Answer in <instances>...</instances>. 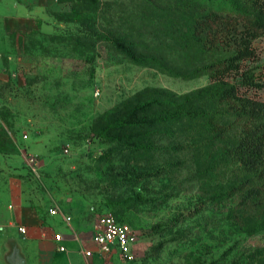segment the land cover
<instances>
[{
	"label": "rangeland",
	"instance_id": "rangeland-1",
	"mask_svg": "<svg viewBox=\"0 0 264 264\" xmlns=\"http://www.w3.org/2000/svg\"><path fill=\"white\" fill-rule=\"evenodd\" d=\"M234 6L251 9L249 0H70L58 32L16 34L0 51V150L26 164L34 207H69L93 225L109 212L138 229L132 256L114 264H264V178L229 151L254 124L208 100L209 75L184 77L228 55L192 41L193 17ZM253 48L242 69L261 87L240 92L264 101V35ZM245 180L262 193L226 197Z\"/></svg>",
	"mask_w": 264,
	"mask_h": 264
},
{
	"label": "crops",
	"instance_id": "crops-1",
	"mask_svg": "<svg viewBox=\"0 0 264 264\" xmlns=\"http://www.w3.org/2000/svg\"><path fill=\"white\" fill-rule=\"evenodd\" d=\"M70 0H0V51L16 34L58 32L64 27L58 11ZM0 53V67H2ZM28 168L17 154L0 150V264H114L119 256L103 254L90 238L92 222L80 219L69 207L49 213L37 208L26 189ZM71 214L67 222L65 215ZM24 227L25 231L20 228ZM64 239L58 242L56 233ZM60 245L65 250H60ZM91 250L87 256L84 251ZM14 260V261H13Z\"/></svg>",
	"mask_w": 264,
	"mask_h": 264
},
{
	"label": "trees",
	"instance_id": "trees-1",
	"mask_svg": "<svg viewBox=\"0 0 264 264\" xmlns=\"http://www.w3.org/2000/svg\"><path fill=\"white\" fill-rule=\"evenodd\" d=\"M249 6L251 9L239 6H234L230 10L210 8L193 17L189 31L192 41L204 52H225L228 55L216 62L198 67L184 77L209 75L213 85L207 92L208 100H214L218 106L226 109L227 114L235 116L237 120L254 124L246 128L245 134L238 140V145L229 151L234 152L238 169L263 179L264 101L247 96L245 92L241 94L239 87L240 85H247L248 89L261 87L249 71L242 69V62L255 55L254 40L264 35V0H249ZM124 49L133 59L141 61L134 57L131 50ZM231 127L214 124L218 135L224 138L230 134ZM246 181L232 187L226 197L242 193L245 189H249L250 194L255 196L262 193L260 185L252 187ZM136 198L143 203L148 201L141 194H137Z\"/></svg>",
	"mask_w": 264,
	"mask_h": 264
},
{
	"label": "built area",
	"instance_id": "built-area-1",
	"mask_svg": "<svg viewBox=\"0 0 264 264\" xmlns=\"http://www.w3.org/2000/svg\"><path fill=\"white\" fill-rule=\"evenodd\" d=\"M27 164L33 169L37 168V160L33 156L27 157ZM60 209L59 206H52L49 213L55 215ZM65 220L71 222L72 215L66 214ZM20 230L25 231V228L21 227ZM90 238L103 254L129 258L140 240V232L131 223L122 221L109 212H102L96 216L94 226L90 230ZM55 239L60 242L64 235L58 232ZM60 250H65V246L60 245ZM84 253L87 256L92 255L91 250H85Z\"/></svg>",
	"mask_w": 264,
	"mask_h": 264
},
{
	"label": "water",
	"instance_id": "water-1",
	"mask_svg": "<svg viewBox=\"0 0 264 264\" xmlns=\"http://www.w3.org/2000/svg\"><path fill=\"white\" fill-rule=\"evenodd\" d=\"M14 261V260H13ZM9 263H11V264H15V262H9Z\"/></svg>",
	"mask_w": 264,
	"mask_h": 264
}]
</instances>
